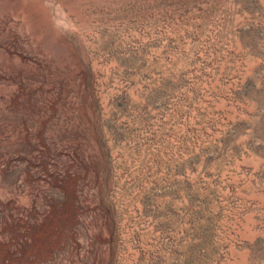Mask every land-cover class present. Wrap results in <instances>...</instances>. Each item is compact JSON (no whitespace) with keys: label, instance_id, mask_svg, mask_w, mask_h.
I'll return each instance as SVG.
<instances>
[{"label":"rangeland","instance_id":"1","mask_svg":"<svg viewBox=\"0 0 264 264\" xmlns=\"http://www.w3.org/2000/svg\"><path fill=\"white\" fill-rule=\"evenodd\" d=\"M0 264H264V0H0Z\"/></svg>","mask_w":264,"mask_h":264}]
</instances>
